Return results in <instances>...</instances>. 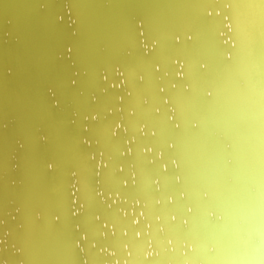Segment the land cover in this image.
Instances as JSON below:
<instances>
[{
  "label": "water",
  "instance_id": "1",
  "mask_svg": "<svg viewBox=\"0 0 264 264\" xmlns=\"http://www.w3.org/2000/svg\"><path fill=\"white\" fill-rule=\"evenodd\" d=\"M0 264H264V0H0Z\"/></svg>",
  "mask_w": 264,
  "mask_h": 264
}]
</instances>
